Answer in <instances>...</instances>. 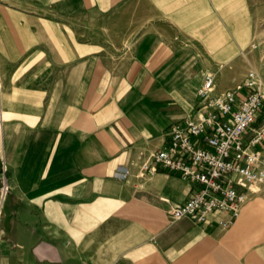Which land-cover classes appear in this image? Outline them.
Listing matches in <instances>:
<instances>
[{
  "label": "crops",
  "instance_id": "1",
  "mask_svg": "<svg viewBox=\"0 0 264 264\" xmlns=\"http://www.w3.org/2000/svg\"><path fill=\"white\" fill-rule=\"evenodd\" d=\"M260 44L264 0H0V264H264V183L222 229L171 217L186 179L138 176Z\"/></svg>",
  "mask_w": 264,
  "mask_h": 264
},
{
  "label": "built area",
  "instance_id": "2",
  "mask_svg": "<svg viewBox=\"0 0 264 264\" xmlns=\"http://www.w3.org/2000/svg\"><path fill=\"white\" fill-rule=\"evenodd\" d=\"M197 98L194 113L169 126L138 176L163 170L186 179L192 190L171 217L225 229L239 215L247 188L264 183V74L252 68L234 87L215 91L213 75L205 73ZM6 171L3 161L0 204L10 190ZM127 175L128 169L117 171Z\"/></svg>",
  "mask_w": 264,
  "mask_h": 264
},
{
  "label": "rangeland",
  "instance_id": "3",
  "mask_svg": "<svg viewBox=\"0 0 264 264\" xmlns=\"http://www.w3.org/2000/svg\"><path fill=\"white\" fill-rule=\"evenodd\" d=\"M259 51H260V53L258 55L257 62H256V64L254 66L256 68H258L261 71L262 74H264V58L260 57L262 52H264V44H260ZM260 120H261V116H260L258 121H260Z\"/></svg>",
  "mask_w": 264,
  "mask_h": 264
}]
</instances>
